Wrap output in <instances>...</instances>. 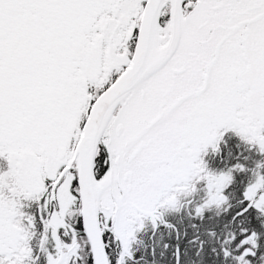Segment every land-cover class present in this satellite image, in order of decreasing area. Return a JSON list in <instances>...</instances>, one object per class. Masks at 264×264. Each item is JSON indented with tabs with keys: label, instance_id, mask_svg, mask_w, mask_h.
Returning <instances> with one entry per match:
<instances>
[{
	"label": "snow or ice",
	"instance_id": "1",
	"mask_svg": "<svg viewBox=\"0 0 264 264\" xmlns=\"http://www.w3.org/2000/svg\"><path fill=\"white\" fill-rule=\"evenodd\" d=\"M0 264H264V0H0Z\"/></svg>",
	"mask_w": 264,
	"mask_h": 264
}]
</instances>
